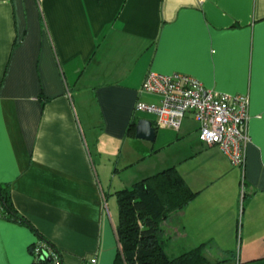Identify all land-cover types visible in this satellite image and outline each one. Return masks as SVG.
<instances>
[{
    "label": "crops",
    "instance_id": "0c3cea01",
    "mask_svg": "<svg viewBox=\"0 0 264 264\" xmlns=\"http://www.w3.org/2000/svg\"><path fill=\"white\" fill-rule=\"evenodd\" d=\"M147 72L246 95L244 165L191 115L174 131L135 112L160 102ZM171 167L195 197L162 223L165 251L264 264V0H0V186L27 222L0 217V264H34L42 240L58 264H112L115 192Z\"/></svg>",
    "mask_w": 264,
    "mask_h": 264
},
{
    "label": "built area",
    "instance_id": "2783aa9c",
    "mask_svg": "<svg viewBox=\"0 0 264 264\" xmlns=\"http://www.w3.org/2000/svg\"><path fill=\"white\" fill-rule=\"evenodd\" d=\"M140 89L160 97L158 104L137 101L134 108L135 112L152 115L156 129L176 131L185 116L190 114L198 125L202 144L216 146L231 166L244 165L249 141L246 130L249 100L246 95H227L207 89L198 79L178 72H147ZM32 251L36 261L46 251L51 264H58L57 254L45 243H36Z\"/></svg>",
    "mask_w": 264,
    "mask_h": 264
},
{
    "label": "trees",
    "instance_id": "16d2710c",
    "mask_svg": "<svg viewBox=\"0 0 264 264\" xmlns=\"http://www.w3.org/2000/svg\"><path fill=\"white\" fill-rule=\"evenodd\" d=\"M133 127L135 126L131 125L129 131H133ZM115 197L118 209L115 226L117 248L112 264L226 263L209 262L203 255V245L174 257L165 251L164 240L160 236L162 223L171 215L182 211L195 197V193L189 189L175 168L164 169L134 183L130 188L119 190L115 192ZM0 204V217H9L27 224L23 218L17 216L6 189L1 186ZM42 242L53 249L45 240ZM40 258L34 264H49L46 259L41 261Z\"/></svg>",
    "mask_w": 264,
    "mask_h": 264
},
{
    "label": "water",
    "instance_id": "95a60500",
    "mask_svg": "<svg viewBox=\"0 0 264 264\" xmlns=\"http://www.w3.org/2000/svg\"><path fill=\"white\" fill-rule=\"evenodd\" d=\"M156 129L152 126V122L146 119H140L137 121L135 126V138L145 141H154ZM41 261L45 259L51 264V258L44 252Z\"/></svg>",
    "mask_w": 264,
    "mask_h": 264
},
{
    "label": "rangeland",
    "instance_id": "374dc122",
    "mask_svg": "<svg viewBox=\"0 0 264 264\" xmlns=\"http://www.w3.org/2000/svg\"><path fill=\"white\" fill-rule=\"evenodd\" d=\"M187 115H190V114H187ZM187 115H186V116H187ZM167 253H168L169 255H172L173 257L177 255L176 252H173V254H172L170 251H168ZM236 255H237V253L235 252V253H234V257H233L231 260H230V259H229V260H230L231 262H232L233 260H236V257H237ZM229 264H230V263H229Z\"/></svg>",
    "mask_w": 264,
    "mask_h": 264
}]
</instances>
